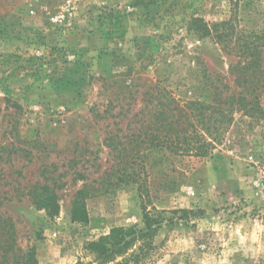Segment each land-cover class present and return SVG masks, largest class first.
Here are the masks:
<instances>
[{
    "label": "rangeland",
    "instance_id": "rangeland-1",
    "mask_svg": "<svg viewBox=\"0 0 264 264\" xmlns=\"http://www.w3.org/2000/svg\"><path fill=\"white\" fill-rule=\"evenodd\" d=\"M192 17L260 33L264 0H0V217L14 220L36 264H95L88 242L115 227L145 230L137 185L88 199V224L72 221L71 203L109 167L105 139L121 112L126 128L143 107L147 87L207 101V73L234 86L237 58L191 32ZM261 104L256 118L234 116L213 156L149 154L165 222L128 264H264V94ZM36 184L58 194L57 215L33 204Z\"/></svg>",
    "mask_w": 264,
    "mask_h": 264
},
{
    "label": "trees",
    "instance_id": "trees-1",
    "mask_svg": "<svg viewBox=\"0 0 264 264\" xmlns=\"http://www.w3.org/2000/svg\"><path fill=\"white\" fill-rule=\"evenodd\" d=\"M188 26L200 37H213L227 54L237 58L229 69L234 86L227 84L224 77L207 73L205 84L210 96L209 100L201 101L178 98L157 82L146 88L143 107L128 119L126 128L122 125L125 116L122 112L118 115L123 117L117 123L119 128L110 131L105 139L110 165L98 180L86 181L77 190L71 203V218L74 223L88 224V199L134 184L142 202L145 230L136 226L115 227L98 240L88 242L85 250L95 257V264H128L154 248V239L165 222V211L155 207L149 192L147 159L151 152H167L180 158H208L226 144L237 113L256 118L263 111L264 31L237 30L231 19L210 25L202 18L192 17ZM110 112L106 110L105 114ZM29 196L38 209L52 216L60 212L59 196L49 186L36 184ZM179 212L187 213L186 210L175 213ZM36 263L33 249L23 251L19 247L14 220L0 217V264ZM77 264L93 263L78 261Z\"/></svg>",
    "mask_w": 264,
    "mask_h": 264
},
{
    "label": "built area",
    "instance_id": "built-area-1",
    "mask_svg": "<svg viewBox=\"0 0 264 264\" xmlns=\"http://www.w3.org/2000/svg\"><path fill=\"white\" fill-rule=\"evenodd\" d=\"M36 110H39V108H38V107H36Z\"/></svg>",
    "mask_w": 264,
    "mask_h": 264
}]
</instances>
